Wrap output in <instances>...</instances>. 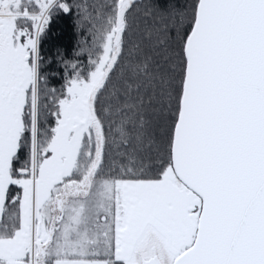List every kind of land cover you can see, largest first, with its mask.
<instances>
[{
  "label": "snow or ice",
  "instance_id": "snow-or-ice-1",
  "mask_svg": "<svg viewBox=\"0 0 264 264\" xmlns=\"http://www.w3.org/2000/svg\"><path fill=\"white\" fill-rule=\"evenodd\" d=\"M136 9L0 0V264H264V0L153 8L147 46Z\"/></svg>",
  "mask_w": 264,
  "mask_h": 264
},
{
  "label": "trees",
  "instance_id": "trees-1",
  "mask_svg": "<svg viewBox=\"0 0 264 264\" xmlns=\"http://www.w3.org/2000/svg\"><path fill=\"white\" fill-rule=\"evenodd\" d=\"M79 4L81 0H72ZM89 3H110L111 0H87ZM190 0H137V9L134 13V27L132 39L147 46L145 39L148 33L153 36L160 29L158 16H151L150 10L166 9L175 13H183L187 10ZM77 15L74 9L71 14L58 13L53 17L49 28L42 39L41 55L44 60L45 73L53 86L59 87L63 83V61L79 60L82 64L88 63L86 52L80 51L81 35L76 26ZM118 139V138H117ZM111 151L115 155L123 151L117 144H113Z\"/></svg>",
  "mask_w": 264,
  "mask_h": 264
}]
</instances>
